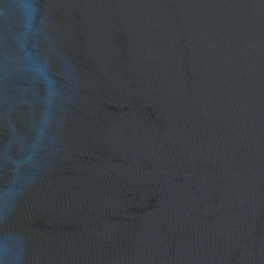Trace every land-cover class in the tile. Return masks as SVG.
I'll list each match as a JSON object with an SVG mask.
<instances>
[{"label":"water","instance_id":"1","mask_svg":"<svg viewBox=\"0 0 264 264\" xmlns=\"http://www.w3.org/2000/svg\"><path fill=\"white\" fill-rule=\"evenodd\" d=\"M0 264H264V0H0Z\"/></svg>","mask_w":264,"mask_h":264}]
</instances>
